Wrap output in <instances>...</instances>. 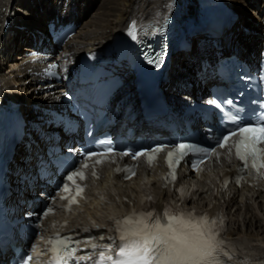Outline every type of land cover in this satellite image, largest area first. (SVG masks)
<instances>
[{
  "label": "bare ground",
  "instance_id": "1",
  "mask_svg": "<svg viewBox=\"0 0 264 264\" xmlns=\"http://www.w3.org/2000/svg\"><path fill=\"white\" fill-rule=\"evenodd\" d=\"M226 2L239 14V20L225 33L226 55L238 49L247 56L259 49L264 36V0ZM216 4L215 0H4L0 6V100L5 96L21 102L25 112L31 110L34 102L55 101L50 90L41 89L44 87L41 77L26 62V52L31 49L34 36L46 31L51 18L80 24L76 37L63 46L76 56L109 43L134 17L140 21L161 22L171 14L182 19L181 23L192 26L202 14L213 13ZM217 14L224 19L223 12L217 11L214 16ZM212 53L213 50L204 45L203 49L194 46L191 52L174 54L171 81L165 84L168 91L174 90L180 76H191L198 61ZM195 90L201 94L206 92L201 82L192 91ZM174 94L187 95L190 90L178 88ZM22 151L23 147L18 148V152ZM237 166L234 157L223 150L208 158L197 174L184 167L180 170L179 182L185 183V187L179 195L171 184L164 185L163 160L152 168L135 166V174L128 179L115 177L110 167L103 165L101 177L90 181L88 201L68 215L60 216V228H92L94 223L103 227L104 235L114 236L113 223L117 216L132 209L155 208L161 212L167 201L174 200L192 212L215 214L213 220L220 232L218 239L223 241L224 264H264V182L231 184L223 188L219 178L232 173ZM52 220L48 217L43 223L50 227Z\"/></svg>",
  "mask_w": 264,
  "mask_h": 264
},
{
  "label": "snow or ice",
  "instance_id": "2",
  "mask_svg": "<svg viewBox=\"0 0 264 264\" xmlns=\"http://www.w3.org/2000/svg\"><path fill=\"white\" fill-rule=\"evenodd\" d=\"M127 35L132 40H137L136 23L132 22ZM142 59L150 65L159 68L163 62V51L156 53L154 51H142ZM55 64L50 66V69H55ZM207 103L215 105L217 108H222L224 105H232V100L218 101L211 99ZM228 120L232 123L231 129L223 130L217 137L218 146L224 147L225 142L229 140V136L239 133V140L234 145L236 148L237 157L244 161L243 168L240 171H245L248 167L247 161L252 160V167L257 170L258 174L264 175L260 170L264 169V134L257 137L255 132H264V112L253 113V116L241 115L240 110H237L235 115H229ZM166 145L157 146L151 149V152L163 150ZM175 150L177 158L191 155H209L210 149L201 147L199 144H177L172 146ZM98 151H112L111 146L105 148L103 146ZM149 150H145L147 152ZM97 152L89 151L81 155L86 158L96 155ZM121 155H129L128 152H122ZM133 158L141 155V152H132ZM173 151L168 152L169 168H172ZM151 163V157L149 158ZM178 163V159H177ZM196 162H193L195 166ZM87 167V164L84 165ZM120 171V169H118ZM131 175H134V170H127ZM74 177L84 179V174L79 168H76L67 176V180L75 185L77 194H82L83 189L76 183ZM130 178L126 176L125 179ZM242 177L237 178L239 183ZM175 180L172 172L169 178H166L167 183ZM228 181L225 180L223 187L227 186ZM65 190L69 189V185H63ZM75 199L70 201L75 203ZM52 212L51 208L46 209L43 215ZM117 228L118 237H110L109 244L115 245L118 249L113 253L111 247L100 248V264H224L222 259V244L223 241L218 239V233L213 231L215 220L210 219L207 214L202 217H196L195 213H182L178 209H172L171 205L166 204L163 212L150 211L133 213L131 216L125 217L114 222ZM93 227L98 226L93 223ZM85 232L90 229L85 227ZM117 238L119 243H117ZM94 237L89 236L85 240H75L72 235L61 236L57 234L49 238L46 242V248L49 250L53 259L48 261V264H81L84 256H76L80 251L78 245L82 242L91 243ZM98 246L91 245L92 252L97 250ZM105 254L107 259L105 260ZM27 255V254H26ZM27 260H32L30 255ZM22 264L25 262L22 259Z\"/></svg>",
  "mask_w": 264,
  "mask_h": 264
},
{
  "label": "rangeland",
  "instance_id": "3",
  "mask_svg": "<svg viewBox=\"0 0 264 264\" xmlns=\"http://www.w3.org/2000/svg\"><path fill=\"white\" fill-rule=\"evenodd\" d=\"M182 13H183V11H182ZM182 20V19H181Z\"/></svg>",
  "mask_w": 264,
  "mask_h": 264
}]
</instances>
